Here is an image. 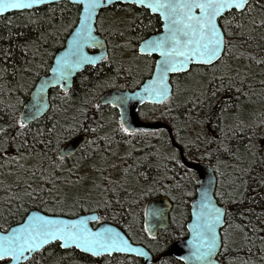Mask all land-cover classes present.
<instances>
[{
  "label": "snow or ice",
  "instance_id": "6c2138e0",
  "mask_svg": "<svg viewBox=\"0 0 264 264\" xmlns=\"http://www.w3.org/2000/svg\"><path fill=\"white\" fill-rule=\"evenodd\" d=\"M9 12L27 13L38 35H0V264H153L131 239L133 210L161 190L178 206L195 196L183 264H264V209L228 207L249 199L250 182L264 187V0H0V18ZM64 32L63 51L49 52ZM102 65L114 75L92 83L82 119L61 123L73 77ZM107 88L116 92L96 95ZM135 103L168 124L134 126ZM81 131L91 138L79 156L60 147ZM165 214L145 208L147 239Z\"/></svg>",
  "mask_w": 264,
  "mask_h": 264
},
{
  "label": "trees",
  "instance_id": "16d2710c",
  "mask_svg": "<svg viewBox=\"0 0 264 264\" xmlns=\"http://www.w3.org/2000/svg\"><path fill=\"white\" fill-rule=\"evenodd\" d=\"M39 15H43V12H40ZM57 15H59V9L57 10ZM76 15H77V13L75 11V8H73V10L71 12V16L69 18L75 19ZM112 15H113V13L111 10L102 11L100 19H103L105 21V25H106L107 22H109L111 20ZM120 15H124V13L121 12ZM142 19H143L145 24H148V18L146 16L142 17ZM27 20H28V14L27 13H24V14H19V13L7 14L6 18H0V35L7 36L9 29H11L13 31V33L23 32L25 34L24 38L35 39L37 37L38 33L31 26L24 27V25L27 23ZM153 25H154V20H153ZM144 32L146 34L149 33L150 28L141 32V33H144ZM64 37H67V32L62 33L61 40L55 44H52L50 47H48V51L56 54L62 48L61 45L65 44ZM0 43H2L5 47L8 46V41H0ZM19 56H20V54L17 51V58L18 59H19ZM49 63H51V60H49ZM140 71L143 75V78L147 79L149 73H148L147 66L145 65L143 60L140 63ZM40 75H41V77L44 76L45 70L42 69ZM112 75H114V74L107 67V65L100 66L99 70L86 68L82 73L78 74L77 78H75V81L73 83L72 90H71L72 101L69 105H63V107L67 108V111L61 113V115H60L61 123H64L65 121H67L68 123H71L73 116H76L77 119H82L79 112L77 111V108L79 107V105L81 104L83 99L86 97V94H88V90L91 87L92 83L95 82L97 79H105L108 76H112ZM139 78L140 77L138 76L137 79H139ZM117 84H118V86L127 85V88L134 89L133 88V81H130V80H127V81L126 80H117ZM112 89H114V88L104 89L102 92H97L96 95L100 96L103 93L110 91ZM57 94H58V90H54V89L51 90L50 91V100L52 99L53 96H55ZM95 102L96 101L93 100V103H95ZM56 104H59L58 100L56 101ZM257 107H259V105H257ZM151 108H152V106L147 105V104L140 108L138 115L141 118V120L147 121V122L161 121V122L168 124L167 118L161 116L162 109H158L155 112H152V111H150ZM102 111L104 112V114H107L106 115L107 117L110 115H114V110L110 109L109 107H103ZM141 114H143V115H141ZM49 115H51V113H49ZM106 116H104V117L107 118ZM88 118L90 121L93 119L98 120L100 118V113H97L90 108V110L88 112ZM44 123H47V121L42 119L41 124L43 125ZM79 134H86L89 136V138H91L89 133L81 131V132L77 133L76 135H74L68 139L62 140L60 147L62 148L67 142H69L71 139H73L74 137H76ZM121 151H123V149H121ZM79 155H80V151H78L76 153V156H79ZM74 160H75V157H73L72 159H70L68 161L69 167L72 165ZM85 168H86V165H85ZM180 171L183 172V170H180ZM92 175H95V174H92ZM152 175L155 176L156 173L153 172ZM187 190L195 194L196 187L193 184V185H190ZM158 196H165L163 194V190H161L160 193L154 194V195L146 198L140 206L136 207L133 210L134 214L136 216V221L133 222L132 237H131V239H133L134 241L139 240L144 246L146 245L147 247H149V250L154 255H157V253L153 250L152 247L149 246L150 243L146 237V234H144L140 229H141V226L143 224V212L145 210L146 203L149 200L156 198ZM246 196L249 199H247L243 205H228V207L231 209H236V208H241V207L247 209V208L251 207L257 213H259L261 209H264V187H259L256 183L250 182V188H249V191L246 193ZM193 197H194V195L185 197L184 199H185L186 203L182 206H178L176 202L172 201L174 204V214L172 215V221L174 223V227H177L176 225L179 224L177 219H176V216H177L176 211H180L179 212L180 215H181V213H183V215H186L185 220L182 223L183 225L186 224V222L189 218L190 200ZM19 219H20L19 216H17L15 218L16 221H18ZM10 223H15V221H10ZM93 225L96 226L95 224H93ZM116 225L119 226L120 228L124 227L123 222L117 223ZM178 228L179 227H177L176 230H178L179 233H185V230H186L185 227L183 229H181V228L178 229ZM237 240L239 241V237H237ZM175 262H176V264H182V262H180V261H175ZM85 264H92V261H90V260L85 261ZM100 264H103V261H101ZM137 264H140L139 260L137 261Z\"/></svg>",
  "mask_w": 264,
  "mask_h": 264
},
{
  "label": "water",
  "instance_id": "95a60500",
  "mask_svg": "<svg viewBox=\"0 0 264 264\" xmlns=\"http://www.w3.org/2000/svg\"><path fill=\"white\" fill-rule=\"evenodd\" d=\"M11 13H15V12H9L7 14H11ZM89 50L90 49H88V52H89ZM91 50H93V49H91ZM62 51H63V47L56 53V55H58ZM89 54H98V51L95 52V53H90L89 52ZM77 74H79V73H77ZM49 75H50V73H49ZM76 75L73 77L72 85H73V81H74V78L76 77ZM44 76H42L41 78H43ZM126 90L131 91L129 89H126ZM50 91L51 90H49V93H48V99L49 100H50ZM115 92H116V89H113V90H110V91L104 93L103 95H109V94H113ZM144 105H146V104H144ZM144 105H141L139 103H135L134 107H130V109H129L130 117L133 120L134 126H136V127L162 128V127H165L167 125V123H164V122H161V121L147 122V121L141 120L139 115H138V112H139L140 108L143 107ZM87 139H88V137L85 136V135L77 136V137L71 139L69 142H67L62 148H65L68 145H72L73 149L77 153L78 150L85 144V141ZM194 198H195V196L190 200V204H189L190 205V212H191V204H192ZM147 207H159L161 209H165L166 210L164 221L159 226L158 231L160 229H164V228H167L169 226V224H170V222H169V214H170V211L172 209V203L170 202V200L167 197L159 196V197L153 198V199H151L148 202ZM190 221H191V217H190L188 223H190ZM92 226L94 227V225H92ZM117 227L120 228L119 226H117ZM158 231H157V234H158ZM188 238H189V236H186L185 238L176 240L173 243V245L171 246L170 250L167 253H165V255L166 256H174L178 260H180L179 257L186 256L188 254V248H187V245H186V240ZM146 250H148V249L146 248ZM150 255L153 258V262L159 260V258H155L151 252H150Z\"/></svg>",
  "mask_w": 264,
  "mask_h": 264
},
{
  "label": "flooded vegetation",
  "instance_id": "af4514ba",
  "mask_svg": "<svg viewBox=\"0 0 264 264\" xmlns=\"http://www.w3.org/2000/svg\"><path fill=\"white\" fill-rule=\"evenodd\" d=\"M97 27L99 28V20H98V22H97ZM158 27V25L156 24V21L154 20V25L150 28V32L149 33H140L141 35H145V36H151L152 35V33H153V31L155 30V28H157ZM89 52L90 53H95V52H97V50H89ZM80 74V73H79ZM77 76H78V74L76 75V77L75 78H77ZM75 78H74V81H75ZM74 81H73V83H74ZM73 86V85H72ZM127 89H129V88H127ZM113 90V89H112ZM129 90H134V89H129ZM108 92V91H107ZM106 93V92H105ZM104 94V93H103ZM102 94V95H103ZM101 96V95H100ZM101 115V114H100ZM103 115L104 116H106L107 114H104V112H103ZM107 117V116H106ZM141 119V118H140ZM80 135H85V136H87L88 137V139H89V136L88 135H86V134H79V135H77V136H80ZM76 136V137H77ZM75 138V137H74ZM79 151V150H78ZM159 197V196H158ZM169 199V198H168ZM170 200V199H169ZM149 202V201H148ZM148 202L146 203V205H145V208L147 207V204H148ZM171 203H172V209H171V211H170V214H169V222H170V224H169V226L167 227V228H164V229H160L159 231H158V234H157V240H155V241H152V240H149V246L150 247H152L153 248V250L157 253V255H154L150 250H149V247H147L146 245H145V247L153 254V256L155 257V258H159V260L158 261H155V262H153V264H160V260H166L167 262H168V264H176V262L175 261H180V260H178V259H176L174 256H166L165 255V253H167L169 250H170V248H171V246L173 245V243L176 241V240H178V239H182V238H185L186 236H188V233H187V230H185V233H179V231L178 230H176L177 229V227H174V223H173V221H172V215L174 214V204H173V202L172 201H170ZM190 207V206H189ZM180 214H179V212L177 213V216H176V219L178 218V216H179ZM189 219H190V208H189V218H188V220H187V222H186V224H185V228H186V226H187V223H188V221H189ZM177 226V225H176ZM179 229V228H178ZM178 231V232H177ZM140 261V264H145V262L142 260V259H140L139 260ZM180 262H182V261H180ZM182 264H183V262H182Z\"/></svg>",
  "mask_w": 264,
  "mask_h": 264
},
{
  "label": "rangeland",
  "instance_id": "374dc122",
  "mask_svg": "<svg viewBox=\"0 0 264 264\" xmlns=\"http://www.w3.org/2000/svg\"><path fill=\"white\" fill-rule=\"evenodd\" d=\"M176 212L178 213L180 211H176ZM177 213H176V215H177ZM185 217H186V215H180V216H178V218H177L178 223L179 224H182L184 222V220H185Z\"/></svg>",
  "mask_w": 264,
  "mask_h": 264
}]
</instances>
